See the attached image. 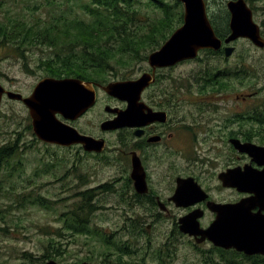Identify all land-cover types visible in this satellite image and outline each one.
I'll list each match as a JSON object with an SVG mask.
<instances>
[{"label": "flooded vegetation", "instance_id": "obj_1", "mask_svg": "<svg viewBox=\"0 0 264 264\" xmlns=\"http://www.w3.org/2000/svg\"><path fill=\"white\" fill-rule=\"evenodd\" d=\"M221 2L225 6L222 14L213 11L212 2L206 0L209 19L221 39L218 49H200L193 59L154 67L149 56L167 38L148 52L146 58L137 60L142 66L135 77L122 76L114 70L101 81L64 76L93 84L94 105L75 119L59 115L79 134L92 138V144H47L58 148V162L62 166L70 158L65 177L76 182L70 189H76L77 199L68 208L72 210L74 203L89 197L78 218L95 231L64 233L59 240L72 235L93 236L100 239L99 247L100 241L104 246L102 259L101 252L91 251L92 257L73 264H264V253L225 247L218 244L213 232H206L218 219L219 209L236 205L242 199L253 198L251 212L264 221V196L241 191L236 185L246 167L260 173L264 165L234 144L239 139L242 143L264 146V102L258 90L249 88L251 83L246 90L238 91L230 81L240 70L237 61L240 39L248 40L254 48L256 45L247 38L226 42L231 34V13L229 0ZM181 4L182 22L173 31L184 22ZM227 47L233 48L230 55L226 54ZM6 48L1 45V49ZM206 59L217 60L219 66H206L191 73L172 72L185 63L210 64ZM235 60L238 65L232 66V70L220 67L234 64ZM144 75L149 80L136 93L135 117L120 125L108 123L129 108L130 100L110 94L104 86L138 80ZM2 85L23 96L30 95ZM257 98L258 103H249ZM5 99H10L7 94H3L1 105ZM12 100L23 103L21 99ZM81 160L88 167L82 171ZM111 167L114 175L96 181L100 172ZM112 194L117 198L106 200ZM116 208H121L118 214L113 213L116 219L109 218L105 227L94 219L103 216L104 209L116 211ZM186 223L191 227H186Z\"/></svg>", "mask_w": 264, "mask_h": 264}, {"label": "rangeland", "instance_id": "obj_2", "mask_svg": "<svg viewBox=\"0 0 264 264\" xmlns=\"http://www.w3.org/2000/svg\"><path fill=\"white\" fill-rule=\"evenodd\" d=\"M49 1L55 2V4L58 3V5L62 4V7L67 4L65 0H0V25L12 27L16 20L26 23L27 21L33 22V24L36 23L37 19L43 22L44 18L47 17V13H51L50 9L52 6ZM209 1L212 2L213 11L222 14V8H225V6H223L221 0ZM146 2L145 0L144 4L141 5L142 11L150 19L159 17L161 11L152 6L148 7L145 5ZM247 2L254 11L256 21L261 24L264 30V0H251L250 2L247 0ZM49 6L50 9H48ZM63 8L67 7L64 6ZM74 13L75 15H84L79 4L73 7L72 15ZM2 43L4 42L0 39V82L6 87L13 86L16 90L30 94L34 86L42 78L49 76L46 70L39 66L40 59L50 53L49 49L46 47L33 48L30 45L24 46L15 41H11L10 44L6 42L5 45ZM1 45L6 46V50L1 49ZM20 45L19 51H16V48ZM238 45L240 47L239 60H236L239 63L240 70L237 75L230 78V81L236 86L238 91L246 90L247 84L251 83L249 88L258 90L259 98H261V102H264V50L256 46L254 48L245 39H240ZM10 53H14V55H10ZM24 54L25 58L22 57ZM236 60L233 62L234 64H221L220 67L225 68L227 71L232 70L233 67L238 65ZM206 61L210 62L208 59ZM141 66V64L136 63L129 70L126 69L123 72L128 71L127 76L135 77ZM206 66L218 67L219 63L217 60L211 61L208 65L199 61L190 62L177 66L172 72L175 74L191 73L206 68ZM233 97H235V93ZM259 98L249 103H258ZM29 124L32 127L28 108L17 100L5 99L3 105L0 106V144H4L15 138L17 133H21L22 146L24 147L21 155L25 166V172L21 176L13 175L10 177L11 181L9 182L8 180L5 185L15 187L16 191L19 192L25 188L35 189L37 193L49 198L48 201H52V203L49 202V208L36 204L19 205L16 201H13L16 196L15 193L10 198L0 195V204L5 207L4 210H7L5 212V222L12 228L11 234L0 231V264H47L49 260L73 264L83 259L87 260L91 256V251L94 253L101 252L100 256L102 259L104 257L102 255L104 246L100 241L99 247V238L72 235L71 237H63L59 241V235L51 233L63 225L61 214L71 212L68 207L77 199V196L74 195L76 189L70 188L76 182L72 183L71 177H65L68 164L71 163L70 158H66L67 162L62 166L58 162L60 155L58 148L55 145L41 141L36 135H33L35 133L33 128L29 129ZM50 157L51 159L53 157L56 158L54 165L49 164L47 166L49 171L37 176L36 170L42 165V161ZM80 162V171L83 168H88L83 160ZM108 174L109 176L115 174L112 167L100 172L96 181L101 180ZM115 198L117 196L113 194L112 196H106V200L114 201ZM115 210L104 209L103 216L102 214L97 215L94 219L97 218L100 226L105 227L106 223L110 222L109 218L116 219V215L113 213L118 214L121 208H116ZM62 218L64 219V216ZM3 222L1 221V223ZM65 233L73 234L68 231H65ZM52 239H54L56 244L62 242L65 251L60 257L52 254L53 256L50 259L44 258L42 256L46 252V246ZM24 251L31 252L35 258L27 259L23 256Z\"/></svg>", "mask_w": 264, "mask_h": 264}, {"label": "trees", "instance_id": "obj_3", "mask_svg": "<svg viewBox=\"0 0 264 264\" xmlns=\"http://www.w3.org/2000/svg\"><path fill=\"white\" fill-rule=\"evenodd\" d=\"M65 1L67 4L64 3V6L67 8L49 1L52 7L48 9L51 13H47L43 22L37 19L33 24L16 20L12 27L0 25L3 45L15 41L33 48H48L50 53L40 59L39 66L54 77L76 76L101 81L112 70L126 76L128 71H123L129 70L139 58H146L148 52L158 48L173 29L181 24L183 17L182 4L177 0H146L145 5L161 11L159 17L151 19L141 8L145 0ZM76 4L83 10V16L75 13L72 15ZM221 18L224 19L223 16ZM28 127L31 129V124ZM23 148L21 133L0 144V195L10 198L15 193L13 201L19 205L36 204L49 208V202L52 201H48L49 198L37 193L35 189L25 188L19 192L15 187L5 185L13 175L21 176L25 172L21 155ZM55 160V157L44 159L36 175L48 172L47 166L54 165ZM89 199L86 197L82 202L74 203L71 212L61 216L63 227L51 233L64 235L65 231L92 232L93 228L81 217L78 218V213L85 208L84 202ZM4 209L0 204V231L11 234L12 228L5 222L7 210ZM62 249H65L62 242L56 244L52 239L42 257L50 259L52 254L59 255ZM23 256L27 259L35 258L29 251H24Z\"/></svg>", "mask_w": 264, "mask_h": 264}, {"label": "water", "instance_id": "obj_4", "mask_svg": "<svg viewBox=\"0 0 264 264\" xmlns=\"http://www.w3.org/2000/svg\"><path fill=\"white\" fill-rule=\"evenodd\" d=\"M184 5V23L177 28L169 39L149 56L152 66H167L185 59H193L198 51L204 48L218 49L221 39L216 35L209 19L206 0H179ZM228 9L231 13V34L226 42L238 38H247L258 47H264V37L260 25L254 20L252 8L246 0H229ZM233 48L227 47L230 55ZM148 75L136 80L117 81L104 86V89L118 97H128L129 108L108 123L121 124L133 119L136 112V93L148 82ZM140 85V87H139ZM3 94L11 99H21L29 109L35 135L42 141L53 144H72L83 142L91 146L92 138L83 136L65 124L59 115L75 119L82 115L95 103L96 92L91 82L76 77L42 78L29 96L7 90L0 83V105ZM234 144L243 152L248 153L259 164L264 165V146L253 143H242L239 139ZM247 171L239 174L236 185L241 191H254L264 196V171L255 173ZM264 170V169H263ZM229 173L226 174L228 176ZM230 177L232 174L230 173ZM257 194V195H258ZM253 198L242 199L236 205L223 206L219 209L216 222L206 232H213L220 245L236 247L248 253H264V221L251 211L254 207ZM230 206V207H229ZM186 223V227H191ZM217 234H216V233ZM48 264H59L52 260ZM92 264V263H83Z\"/></svg>", "mask_w": 264, "mask_h": 264}]
</instances>
